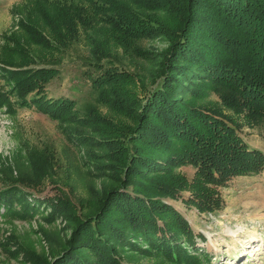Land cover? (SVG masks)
Listing matches in <instances>:
<instances>
[{"label":"trees","instance_id":"16d2710c","mask_svg":"<svg viewBox=\"0 0 264 264\" xmlns=\"http://www.w3.org/2000/svg\"><path fill=\"white\" fill-rule=\"evenodd\" d=\"M87 2L40 4L43 28L35 21L23 27L29 40L47 50L67 48L81 32L91 40L97 76L90 82L113 117L88 107L87 122L114 173L113 185L86 215L77 214L64 193L40 201L50 210L48 218L60 216L69 223L71 234L58 256L34 258V264H123L122 252L127 251L208 264L206 254L195 251L197 237L188 221L169 202L180 200L199 214H215L225 206L221 188L264 171V153L238 133L245 124L264 123V0ZM99 12L106 18L105 33L90 39ZM159 36L168 46L152 79L156 87L148 90L141 83L147 89L144 97L129 88L133 75L101 64L110 41L126 51L142 38ZM12 41L13 51L24 60L20 65L0 60V77L8 85L0 84V108L34 106L59 123L77 122L74 101L45 94L57 70L30 68L22 35ZM212 94L218 101L209 100ZM28 157L29 172L19 183L39 187L51 177L53 166L37 151ZM183 167L193 170L191 178L179 170ZM13 200L21 204L16 212L22 218L41 210L39 200L18 186L0 191L1 207L12 210L8 204ZM142 243H147L145 249Z\"/></svg>","mask_w":264,"mask_h":264},{"label":"rangeland","instance_id":"374dc122","mask_svg":"<svg viewBox=\"0 0 264 264\" xmlns=\"http://www.w3.org/2000/svg\"><path fill=\"white\" fill-rule=\"evenodd\" d=\"M56 2L89 5L87 0H0V60L23 64L21 55L13 51L15 43L12 41L13 37L22 35L23 46L32 60L30 68L46 67L58 72L45 86L47 97L74 101L79 115L77 122L66 125L40 113L34 106L18 107L17 104L11 111L5 106L0 108V191L18 186L25 194L39 200L37 204L41 209L22 218L16 212L21 208L18 201L8 204L12 210L0 206V264H34V258L51 260L62 252L71 234L69 223L60 216L48 218L50 210L41 202L65 194L77 207V214L86 215L103 191L113 185L114 173L108 168L100 144L94 142L92 137L96 133L87 122L88 107H95L102 116L113 117L110 109L97 99L90 82L91 77L97 76L91 40L81 32L67 48L47 50L29 40L24 31L23 25L29 21L43 28L38 5ZM99 13L91 24L94 33L88 34L90 39L105 33L106 18ZM107 46H110L106 49L109 55H103L101 64L133 75V86L129 88L132 87L135 95L144 97L147 89L156 87L157 83L152 86V79L162 66L168 46L162 37L142 38L135 48L126 51L117 48L113 41ZM141 83L147 86L146 91L142 90ZM0 84L8 87L1 77ZM209 100L218 101L213 94ZM238 133L250 147L264 153V123L245 124ZM83 141L87 145H81ZM30 151L49 157L53 166L51 177L35 188L19 183L20 177L29 172ZM179 170L188 178L193 175L189 167ZM220 193L225 206L211 215L186 208L180 200L169 203L188 221L197 237L195 251L204 252L208 264H264V171L257 176L237 177L221 188ZM182 197L186 198L187 194ZM146 245L140 244L143 249ZM149 253L122 252V263L182 264L164 255Z\"/></svg>","mask_w":264,"mask_h":264}]
</instances>
